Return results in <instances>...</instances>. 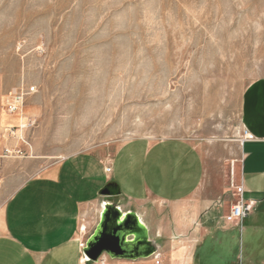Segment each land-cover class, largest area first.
<instances>
[{"label":"rangeland","instance_id":"obj_1","mask_svg":"<svg viewBox=\"0 0 264 264\" xmlns=\"http://www.w3.org/2000/svg\"><path fill=\"white\" fill-rule=\"evenodd\" d=\"M261 78L264 0H0V211L46 166L135 138L195 143L233 200ZM245 219L264 223V201Z\"/></svg>","mask_w":264,"mask_h":264},{"label":"crops","instance_id":"obj_2","mask_svg":"<svg viewBox=\"0 0 264 264\" xmlns=\"http://www.w3.org/2000/svg\"><path fill=\"white\" fill-rule=\"evenodd\" d=\"M242 124L252 138L242 141L240 183L253 212L264 201V78L244 92ZM207 170L201 148L182 138H135L113 155L80 152L50 164L0 211V264H178L183 249L187 264H264V223L244 220L252 212L236 222L219 217L231 196ZM109 183L118 194H101ZM108 204L143 226L139 255L86 257ZM136 239L130 232L125 242Z\"/></svg>","mask_w":264,"mask_h":264},{"label":"water","instance_id":"obj_3","mask_svg":"<svg viewBox=\"0 0 264 264\" xmlns=\"http://www.w3.org/2000/svg\"><path fill=\"white\" fill-rule=\"evenodd\" d=\"M119 188L109 183L102 190V195H116ZM132 232L136 243L125 242L127 235ZM143 226L133 214H122L116 205H106L102 222L96 235L87 242L84 249L89 260L97 261L104 252L114 256L135 257L139 255L145 240Z\"/></svg>","mask_w":264,"mask_h":264},{"label":"built area","instance_id":"obj_4","mask_svg":"<svg viewBox=\"0 0 264 264\" xmlns=\"http://www.w3.org/2000/svg\"><path fill=\"white\" fill-rule=\"evenodd\" d=\"M11 95H13V99L8 102L7 110L11 113L12 112L15 113L19 111V103L24 98V92L21 89L18 91H14ZM243 137H244L243 140L251 139L252 134L249 133L247 130H244ZM111 169H112L111 166H108L106 168V171L110 172ZM231 185L232 188L234 189L232 192L233 200L229 212L225 214L224 218L227 222H236L248 216L252 212L254 208V201H246L243 199L244 186L241 183L235 184V181L233 179Z\"/></svg>","mask_w":264,"mask_h":264}]
</instances>
